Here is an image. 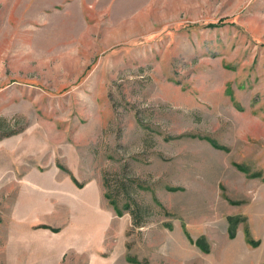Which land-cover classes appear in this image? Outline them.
Returning <instances> with one entry per match:
<instances>
[{"label":"rangeland","instance_id":"rangeland-1","mask_svg":"<svg viewBox=\"0 0 264 264\" xmlns=\"http://www.w3.org/2000/svg\"><path fill=\"white\" fill-rule=\"evenodd\" d=\"M0 264H264V0H0Z\"/></svg>","mask_w":264,"mask_h":264},{"label":"trees","instance_id":"trees-1","mask_svg":"<svg viewBox=\"0 0 264 264\" xmlns=\"http://www.w3.org/2000/svg\"><path fill=\"white\" fill-rule=\"evenodd\" d=\"M113 205H115L114 203H112ZM231 236L234 237V232L231 231Z\"/></svg>","mask_w":264,"mask_h":264}]
</instances>
